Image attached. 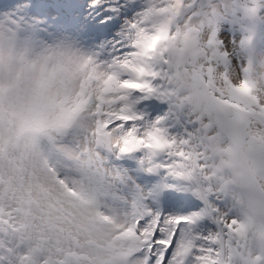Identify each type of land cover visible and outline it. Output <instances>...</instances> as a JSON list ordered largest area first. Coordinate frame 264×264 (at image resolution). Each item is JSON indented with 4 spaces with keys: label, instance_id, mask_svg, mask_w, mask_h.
Returning <instances> with one entry per match:
<instances>
[{
    "label": "snow or ice",
    "instance_id": "6c2138e0",
    "mask_svg": "<svg viewBox=\"0 0 264 264\" xmlns=\"http://www.w3.org/2000/svg\"><path fill=\"white\" fill-rule=\"evenodd\" d=\"M182 4L167 0L156 12L175 13ZM171 20L142 45L143 64L133 62L138 43L133 42L111 62L88 56L75 67H42L45 82L60 77L66 91L73 86L76 91L57 119L34 130L39 136L28 137L22 129L0 138V264H264V233L257 237L234 217L214 172L215 157L206 147L211 121L198 119L197 141H178L136 109L142 98L137 93L159 90L153 83L160 75L153 64L157 56L167 58L178 84L189 70L173 66L166 46L161 48L179 35ZM205 56L196 70L221 96L231 93L222 102L264 117V101L249 81L235 85L225 73L221 86L218 52L210 48ZM3 71L0 59V77ZM21 82L17 73L6 87L0 84V95ZM106 150L143 154L145 169L163 175L172 190L164 193L163 208L146 199L143 207L125 211L107 200ZM197 201L203 207L191 211ZM205 218L215 227L200 223Z\"/></svg>",
    "mask_w": 264,
    "mask_h": 264
},
{
    "label": "clouds",
    "instance_id": "9594fccd",
    "mask_svg": "<svg viewBox=\"0 0 264 264\" xmlns=\"http://www.w3.org/2000/svg\"><path fill=\"white\" fill-rule=\"evenodd\" d=\"M166 2L145 0L136 27L128 32L130 43L138 42L133 62L145 63L142 45L171 16L179 35L161 48L166 46L165 54L173 66L188 65L189 70L179 76L182 98L194 105L197 119L211 121L206 147L215 157L214 172L228 194L234 217L259 237L264 233V117L223 103L231 99V93L226 90L221 96L196 69L206 59V50L218 52L220 29L235 8V15L246 27L238 37L243 48L241 58L231 68L219 66L216 80L223 86L225 73L235 85L248 80L253 93L264 101V41L256 39L258 31L264 32V0H240L236 5L230 0H183L177 12L157 13ZM22 39L7 21H0V59L4 64L0 84L6 87L17 73L22 77L19 89L11 88L0 95V138L4 140L22 129L28 137L39 136L34 130L57 119L61 108L72 102L68 97L75 95V86L66 91L60 77L45 82L42 67L52 69L61 63L75 67L88 57L70 42L33 52ZM226 51L229 55L233 52L231 48Z\"/></svg>",
    "mask_w": 264,
    "mask_h": 264
},
{
    "label": "rangeland",
    "instance_id": "374dc122",
    "mask_svg": "<svg viewBox=\"0 0 264 264\" xmlns=\"http://www.w3.org/2000/svg\"><path fill=\"white\" fill-rule=\"evenodd\" d=\"M22 2L23 0H19L2 9L0 21H7L21 34L22 43L33 52L41 51L49 45L70 42L87 56L103 62H111L131 48L128 36L130 23L146 7L145 0H99L98 3L94 0H55V16L46 18L28 12ZM239 2L240 0H230L232 5ZM76 6L80 7L81 11H77ZM101 24V28H98ZM245 31V25L235 15V8L231 9V19L225 20L219 32L218 59L221 67L231 68L240 60L243 48L238 37ZM256 39L257 42L264 41V32L258 31ZM87 47L93 48L94 56L88 54ZM229 48L233 50L231 55L226 51ZM166 60V57L157 56L153 61L154 68L160 72L153 81L154 85L159 86V90L155 93H137V96L142 97L138 100L137 107L141 109L140 113L147 121L159 122V126L169 137L178 141H197L200 128L197 111L191 102L182 98V90L179 84L171 79L173 72ZM40 147L43 151L51 153L47 144L41 142ZM142 155L136 153V158L140 160ZM105 160L109 165V175L104 181L102 192L110 203L125 211H131V190L120 188L117 180L122 178L124 172L114 166L110 159ZM124 175L129 176L127 172ZM226 203L230 207V202ZM201 207L203 203L197 201L192 209L198 211ZM200 223L215 227L207 218Z\"/></svg>",
    "mask_w": 264,
    "mask_h": 264
},
{
    "label": "bare ground",
    "instance_id": "6f19581e",
    "mask_svg": "<svg viewBox=\"0 0 264 264\" xmlns=\"http://www.w3.org/2000/svg\"><path fill=\"white\" fill-rule=\"evenodd\" d=\"M78 11V10H77ZM104 27V26H103ZM89 47H87V49H88ZM95 52L93 51V48H89L88 49V54H90V55H95L94 54ZM141 171V173H144L145 172V170H140ZM134 180H135V178H134ZM138 193V192H137Z\"/></svg>",
    "mask_w": 264,
    "mask_h": 264
}]
</instances>
